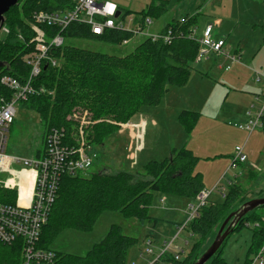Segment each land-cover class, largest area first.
<instances>
[{"label": "trees", "instance_id": "16d2710c", "mask_svg": "<svg viewBox=\"0 0 264 264\" xmlns=\"http://www.w3.org/2000/svg\"><path fill=\"white\" fill-rule=\"evenodd\" d=\"M74 1L18 0L9 8L2 25L7 33L0 30V62L4 63L0 76L9 74L22 79L28 75L29 67L24 63L23 56L33 50V42H30L33 37L30 29L33 14L64 11L70 9ZM160 1L158 4L152 2L145 10L139 11V15L159 18L166 11L164 0ZM196 25L197 14L172 20L165 28L171 31L169 42L143 37L124 55L102 53L64 41L68 38L91 39L117 45L133 37L129 30L111 29L97 35L85 24L72 23L65 28L60 33L62 45L50 48L48 53L57 64L52 66L50 62H43L41 74L35 82L41 91L34 92L23 102L39 115L42 122V150L51 128L60 130L62 144L75 145L76 137H79V124L71 117L75 108H85L90 119V123L81 129L85 143L101 145L106 137L116 133L121 124L142 112L144 107L158 104L167 85H184L194 69L193 63L200 49L199 42L190 36ZM41 27L48 38L58 33L57 27L45 24ZM262 39L264 42V30ZM1 96L9 97L10 94L0 84ZM178 116L186 129H191L197 119V113L188 110H182ZM260 124L264 134V115ZM36 151L34 156L38 157L41 150ZM197 159L187 147H172L164 158L145 161L142 173L100 170L88 177L79 174L60 176L38 245L50 249L52 240L65 229L90 231L96 219L105 212H118L124 217L135 218L139 223L155 225L159 219L149 215L155 193L193 199L204 190L201 174L193 170ZM0 192L3 193H0V201L12 202L14 197L10 198V193L15 195L13 189L0 187ZM6 192L8 198H4L8 196ZM242 198L240 185L230 181L223 192V201L206 199L185 225L176 224L195 237L190 251L182 259L177 254L164 259L170 264H191L203 252L197 253L200 240L218 222H222L230 206ZM244 198L238 206L245 202ZM247 221L254 223V227H250L247 254H255L264 243V217L253 210L239 221L233 232ZM226 240L205 264H227L222 257ZM136 241L135 237L124 234L119 225L112 224L105 236L95 242L84 256L75 258L57 254L63 264H125L128 251ZM20 261V241L11 245L0 241V264H20Z\"/></svg>", "mask_w": 264, "mask_h": 264}, {"label": "rangeland", "instance_id": "374dc122", "mask_svg": "<svg viewBox=\"0 0 264 264\" xmlns=\"http://www.w3.org/2000/svg\"><path fill=\"white\" fill-rule=\"evenodd\" d=\"M110 1L121 4V13L128 11L138 15L152 0ZM164 2L167 7L165 14L157 19H150L151 25L147 27V32L159 30L171 19H181L184 15L197 13L194 34L199 37L200 31L211 23L213 33L224 39V50L235 57V67L229 71L219 70L218 65L229 64L231 57L204 55L203 59L193 63L194 69L184 85H167L158 104L144 107L142 112L133 116L142 121L148 119L146 147L144 145L139 159H135L134 166H130L125 159L128 151L126 137H123V133H114L106 137L101 145H91L90 150L95 159L87 170L78 174L88 177L100 170L108 173L121 170L142 173L144 161L162 159L169 155L172 147H187L198 157L193 170L201 174L206 199L223 201V192L230 181L240 185L244 201L260 197L259 195L264 194V134L260 127L248 134L237 126L244 124L243 114L248 109L254 111L260 105L261 99L257 100L256 96H261L264 92V0ZM153 3L155 4V0ZM140 38L134 36L117 45L75 38H68L64 42L102 53L124 55L133 49ZM258 77L260 80H257ZM83 109L86 110L81 108ZM182 110L197 113L191 129H186L179 119L178 114ZM128 121L120 125V130L132 127ZM43 131L39 115L23 102H18L15 105L13 122L7 132L5 153L14 158L34 157L36 150L44 147ZM235 146L242 147L246 160L232 167ZM138 155L137 151L133 154L134 157ZM14 166L18 171L23 169L20 164ZM9 177L6 173L0 174V187ZM7 195L4 198H8L9 194ZM13 197L14 194L10 193V198ZM161 198L165 200L160 201ZM193 199L190 205H195V198ZM191 200L155 193L149 208V215L159 219L155 225L149 222L139 223L135 218L124 217L118 212H105L96 219L90 231L65 229L60 232L52 240L50 249L75 258L82 257L95 242L105 236L112 224H117L124 234L137 239L128 251L125 264H147L152 259L157 262L155 264H170L164 259L165 256L177 254L182 259L195 241L194 236L189 235L185 229H179L181 225L175 224L184 223L188 218L191 211L188 204ZM242 200L235 201L225 215L236 210ZM255 210L264 217V207ZM170 212L177 215L171 219ZM172 220L174 222H168ZM220 224L221 221L200 240L198 254L205 251L212 242ZM240 227L227 238L222 248V257L227 264H245L246 259L248 264H258L253 260L261 249L264 260V243L257 253L247 254L250 227H254V223L247 221ZM162 253L163 256L159 258Z\"/></svg>", "mask_w": 264, "mask_h": 264}, {"label": "built area", "instance_id": "2783aa9c", "mask_svg": "<svg viewBox=\"0 0 264 264\" xmlns=\"http://www.w3.org/2000/svg\"><path fill=\"white\" fill-rule=\"evenodd\" d=\"M117 10H119L117 4L110 0H75L73 6L64 11L34 13L33 23L30 25L33 32L30 40L33 42V50L23 56L24 63L29 67L28 75L22 79L9 74L0 76V84L10 94L9 97H0V174H10V180H5L3 186L15 191L12 202L0 201V241L7 245L17 240L20 241V264H63L56 251L38 245L41 228L47 221L60 176L75 175L87 170L92 165L95 155L90 150L91 145L85 143L81 131L82 126L90 123L88 113L84 109L75 108L71 114L72 119L79 124V137H76L75 145L62 144L60 130L51 128L46 136L45 148L41 150L38 157L14 158L9 156L5 153V146L7 132L15 114V105L18 102H25L34 92L41 91L35 82L41 74L43 62H50L52 66L57 64L49 57V49L62 45L63 38L60 33L72 23L88 25L91 32L97 35L106 30L124 29L131 31L133 35L148 37L151 40L161 38L165 42L170 41L171 31L169 29L163 34L149 33L147 27L151 25L150 18L125 15L121 12L116 16ZM44 24L57 27L58 33L48 38L41 27ZM1 30L7 33L6 28L3 27ZM211 33V26L208 25L203 29L201 37L197 39L200 49L196 60H200L203 55L210 52L231 57L234 63L235 57L229 56L224 50V40L212 39ZM257 98L261 99L260 105L254 111L248 109L245 113L244 124L237 126L238 129L247 131L248 134L261 126L260 120L264 115V93L261 98ZM245 160L246 155L242 147L235 146L231 160L232 167ZM15 164H20L23 169L16 170L13 167ZM24 173L32 176L31 186L27 185L26 188L20 185L27 175H23ZM206 198L207 194L201 191L196 199L198 204L190 205V215L183 225L197 214L198 208ZM262 255L263 249L256 254L253 262L264 264Z\"/></svg>", "mask_w": 264, "mask_h": 264}, {"label": "crops", "instance_id": "0c3cea01", "mask_svg": "<svg viewBox=\"0 0 264 264\" xmlns=\"http://www.w3.org/2000/svg\"><path fill=\"white\" fill-rule=\"evenodd\" d=\"M153 2V0L151 1V2H149L148 3V5L146 6V8L148 7V6H150L151 5V3ZM155 3L156 4H158L159 2L157 1V0H155ZM116 4V3H115ZM118 7H120L121 9H119L120 10V12H122V7H121V4H118L117 5ZM145 8V9H146ZM145 9H143V10H145ZM166 10H167V7H166ZM166 12V11H165ZM124 14V13H123ZM165 14V13H164ZM163 14V15H164ZM197 13H195L194 15H196ZM125 15H134L135 17H140L141 15H137V14H125ZM188 15V14H187ZM162 16V15H161ZM185 16V15H184ZM148 18H150V19H153V18H151V17H149L148 16ZM183 18V17H182ZM172 20H174V19H171L170 21H167L166 23H165V25H163V27H161L159 30H153V31H148V32H150V33H159V34H163V33H165V31H167L169 28H167L166 30H165V28L167 27V24L169 23V22H171ZM175 20H177V19H175ZM179 20V19H178ZM211 26V29H212V38L214 39V40H216V39H222V40H224L223 38H221L220 36H218V35H216L215 33H213V26L211 25V23H208L206 26ZM205 26V27H206ZM204 27V28H205ZM203 28V29H204ZM203 29L200 31L201 33L199 34V37H197L195 34H194V29L192 30V32L190 33V36L192 37V38H194V39H198V38H200L201 37V34H202V31H203ZM165 30V31H164ZM164 31V32H163ZM134 36H137V35H133V37ZM132 37V38H133ZM139 37H141V38H143L142 36H139ZM127 41H129V40H126V42ZM264 43V42H263ZM224 45H225V42H224ZM225 48V47H224ZM227 52V51H226ZM228 53V52H227ZM212 55V56H217V57H219V56H224V55H218V54H215V53H207V54H205V55ZM229 54V53H228ZM212 56H210L211 58H212ZM229 56H232V55H230L229 54ZM224 57H226V56H224ZM204 58V55L202 56V58L201 59H203ZM226 58H228V57H226ZM196 59V58H195ZM200 59V60H201ZM200 60H196V61H200ZM217 59H214V61H216ZM195 61V62H196ZM235 63H236V60L234 61V63L232 62V60H231V62L229 63V64H227V65H218V69L219 70H224V71H229V70H232V68H234L235 67ZM257 80H260V78L258 77L257 78ZM263 93L264 92H262V95H263ZM261 95V96H262ZM261 96L260 95H258L257 94V96L256 97H259V98H261ZM257 100H259L258 98H257ZM243 116H244V118H245V115L243 114ZM144 118V117H143ZM131 123L132 124V127H129V128H122L121 130L119 129L118 130V132H116V133H118V135H122V133H123V137H126L125 138V140L127 141V147H126V149H128V151H127V153H125V159L126 160H128V162H129V164H130V166H134L133 164H134V162H135V159H139V156H140V154L144 151V145H145V147H146V137H147V127H148V119L146 118V119H144V121H142V119H140V120H138L137 119V117L136 118H130L129 119V121H128V123ZM127 123V124H128ZM121 128V127H120ZM136 151H137V153L139 154L137 157H134L133 156V154H135L136 153ZM233 155H234V153H233ZM145 162V161H144ZM15 167V166H14ZM17 170V169H16ZM6 174H8V173H6ZM25 174H27V173H24L23 175H25ZM9 176H10V174H8ZM9 178H11V176L9 177ZM8 178V179H9ZM31 179H32V176L30 175V174H27L26 176H25V178H23V180H22V184H20V185H22L24 188H26L27 187V185L28 186H31ZM5 182V181H4ZM3 182V183H4ZM2 183V182H1ZM2 183V187H4L3 184ZM197 197H195V205H197L198 204V202H197ZM165 200V198H161V200L160 201H164ZM193 200L194 199H192L191 200V202L188 204L189 206H190V204L191 203H193ZM187 205V206H188ZM183 211H185V210H183ZM186 212V211H185ZM171 213V212H170ZM177 214H173V212L171 213V215H169L170 217H171V219L172 218H174L175 216H176ZM190 215V212L188 213V216ZM164 217H166V215H163ZM168 220V219H167ZM169 223H172V222H174L173 220L172 221H168ZM175 224H177V223H175ZM150 241V243H151V240H149ZM149 241H148V243H149ZM161 255V254H160ZM152 261V262H151ZM149 262H150V264H155V259L153 260H149ZM149 262L147 263V264H149ZM157 263V262H156Z\"/></svg>", "mask_w": 264, "mask_h": 264}, {"label": "water", "instance_id": "95a60500", "mask_svg": "<svg viewBox=\"0 0 264 264\" xmlns=\"http://www.w3.org/2000/svg\"><path fill=\"white\" fill-rule=\"evenodd\" d=\"M18 0H0V30L4 23V14L10 7L16 5ZM120 13V10L116 11V16ZM4 63L0 62V68ZM264 206V196L253 198L243 202L236 210L227 214L224 220L221 222L212 242L191 264H205L210 258L218 251L224 241L233 232L238 225L239 221L247 215L249 212L255 210L258 207Z\"/></svg>", "mask_w": 264, "mask_h": 264}]
</instances>
